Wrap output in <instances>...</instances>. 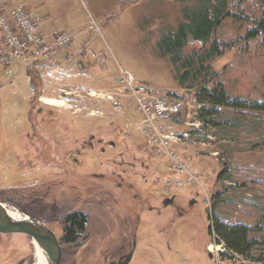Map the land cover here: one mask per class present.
<instances>
[{"label": "rangeland", "instance_id": "374dc122", "mask_svg": "<svg viewBox=\"0 0 264 264\" xmlns=\"http://www.w3.org/2000/svg\"><path fill=\"white\" fill-rule=\"evenodd\" d=\"M25 2L56 29L41 24L47 61L0 65V201L34 215L32 194L49 189L51 203L40 205L53 209L48 222L60 240L67 215L89 216L84 239L64 242L61 264H103L104 249L111 257L132 250L139 223L130 264H264V109L214 107L196 95L221 81L233 97L264 103V48L244 39L246 25L224 20L204 50L215 39L233 48L209 58V74L192 85L161 43L198 0ZM62 33L70 42L56 46ZM201 48L190 39L181 59ZM121 70L153 94V121ZM175 102L180 113L161 118ZM213 215L248 225L258 243L246 256L232 252L210 234ZM35 263L30 236L0 234V264Z\"/></svg>", "mask_w": 264, "mask_h": 264}, {"label": "trees", "instance_id": "16d2710c", "mask_svg": "<svg viewBox=\"0 0 264 264\" xmlns=\"http://www.w3.org/2000/svg\"><path fill=\"white\" fill-rule=\"evenodd\" d=\"M183 1V0H178ZM199 6L191 10H186V18L175 31L166 33L163 36L162 47L167 54L172 55L174 64L179 61L186 66L182 76L190 78L192 85L199 82V78L209 74L211 65L208 59L221 56L232 49L230 43L221 42L215 39L211 42L209 49L204 50L206 43L211 39L212 34L218 30L224 20L230 18L234 21H242L246 25L244 39L246 41L259 40L260 47L264 48V0H198ZM257 5V9H253ZM192 39L201 43L202 48L195 50L193 55L182 58L183 49L188 41ZM204 50V51H203ZM202 51V53H201ZM205 72L207 74H205ZM197 98L203 104H210L214 107H229L236 110L264 109V103L252 102L247 99L233 97L221 81L213 84H201L197 90ZM207 110L206 108L203 111ZM25 210V209H23ZM34 217V215L30 214ZM89 216L82 211H75L65 217L67 233L64 242L74 243L79 238V233L84 231L88 223ZM210 234H215L218 241L226 244L232 252L246 256L254 244L258 243L250 237L251 228L243 223H229L219 216H212L209 224Z\"/></svg>", "mask_w": 264, "mask_h": 264}, {"label": "built area", "instance_id": "2783aa9c", "mask_svg": "<svg viewBox=\"0 0 264 264\" xmlns=\"http://www.w3.org/2000/svg\"><path fill=\"white\" fill-rule=\"evenodd\" d=\"M42 22L43 18L41 16H36L29 9L25 0H0L1 66L15 65L22 61H29L31 64L39 65V62L43 60L47 61L49 59L46 56L50 54L52 47L46 46L44 36L41 31ZM70 39L69 35L62 33L56 38L55 45L64 46L70 42ZM121 72L124 77L123 79L121 78V82L127 86V89L125 90H129L130 94L133 93V95L137 97L138 102H136L141 113L145 115L144 118L146 120L153 121L152 113L155 111L153 107V94L145 88L136 86L135 76L133 73L125 70H121ZM143 91L148 93L144 95ZM91 94L96 95L98 93L92 92ZM106 97L111 101L115 98V94L109 93ZM117 103L118 102L115 101V104ZM148 103L152 104V108L147 105ZM160 103L162 108L164 106L167 107L163 101ZM181 104L171 106V109H174V112H164L161 118L169 119L172 115L180 113L183 108V104ZM176 161L177 167L180 171H187L183 163L177 159ZM196 182H199V180L194 183ZM179 184L180 186L184 185L182 182Z\"/></svg>", "mask_w": 264, "mask_h": 264}, {"label": "water", "instance_id": "95a60500", "mask_svg": "<svg viewBox=\"0 0 264 264\" xmlns=\"http://www.w3.org/2000/svg\"><path fill=\"white\" fill-rule=\"evenodd\" d=\"M14 233L30 236L42 250L47 264H61L62 245L49 225L41 219L0 201V234ZM132 256L133 254L128 256L124 264H129Z\"/></svg>", "mask_w": 264, "mask_h": 264}, {"label": "flooded vegetation", "instance_id": "af4514ba", "mask_svg": "<svg viewBox=\"0 0 264 264\" xmlns=\"http://www.w3.org/2000/svg\"><path fill=\"white\" fill-rule=\"evenodd\" d=\"M33 130L36 131L35 126L33 127ZM93 140H94V137H90L89 140H86L85 141V143H88L89 142V145L92 146V141ZM111 144H114V143L111 142ZM102 151H105V150L102 149ZM72 160H73V158H72ZM74 162L75 163H79L76 158H74ZM32 196H33L34 205H35V208H34L35 209V212L33 211L34 217H36L38 219H41V220L43 219V221L47 222V224L49 225L48 217L50 215H53V214H51V212H53V209L51 207H49L48 205H40V203H42V201L46 202L47 198H48L47 202L48 203L49 202L51 203V194H49V189L47 191L45 189L44 190H37L35 192V194H32ZM53 203H54V201H53ZM46 210H48V211L46 212ZM51 218H50V220H51ZM63 224H64V234L62 236L63 240H60L59 239L58 234L56 233V231L49 225V227L53 231H55V233H56V235L58 237V240H59L60 244L62 245V247H63V244H64V237L66 236V233H67L66 229H67V226H68L66 224V222H65V218L63 220ZM140 225H141V223L138 224L137 232L135 233V235H133V234H132V236L131 235H128L129 237H131L133 239V243H132L133 247H131L132 250H130V251H128V250L122 251V253L118 257H114V256L111 257V256L108 255L107 249H104V250H102L103 261H104L103 264H124L126 262L128 256H130L132 254H133L132 257L134 258L135 252H136L137 246H138V243H137V239L136 238H137V233H138V229H139V226ZM87 226H88V223L86 224V228H87ZM86 228L84 229V231H81L79 233V238H78L77 241H75L74 243H72V242L71 243H68V242L66 243L65 242V243L66 244H73V245L79 244V242H81L84 239V236L86 234ZM62 250H63V248H62ZM62 257H63V253H62ZM133 258H132V260H133ZM61 261H62V258H61ZM131 261H130V263H131Z\"/></svg>", "mask_w": 264, "mask_h": 264}, {"label": "bare ground", "instance_id": "6f19581e", "mask_svg": "<svg viewBox=\"0 0 264 264\" xmlns=\"http://www.w3.org/2000/svg\"><path fill=\"white\" fill-rule=\"evenodd\" d=\"M45 101H47V103L53 104V105L64 104V100H59V99H55V98H47L46 97ZM33 242H34L35 254H36V263L35 264H47L46 257L44 256L42 250L40 249V247L38 246V244L35 241H33Z\"/></svg>", "mask_w": 264, "mask_h": 264}, {"label": "crops", "instance_id": "0c3cea01", "mask_svg": "<svg viewBox=\"0 0 264 264\" xmlns=\"http://www.w3.org/2000/svg\"><path fill=\"white\" fill-rule=\"evenodd\" d=\"M44 16V31L47 32V34H50L52 31H54L56 28L52 25L53 22H48V17L49 15L46 13ZM45 23H46V27H45ZM77 53V52H75ZM64 61V60H63ZM59 65V60H55L54 63L52 64V66H58Z\"/></svg>", "mask_w": 264, "mask_h": 264}]
</instances>
